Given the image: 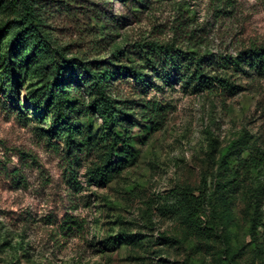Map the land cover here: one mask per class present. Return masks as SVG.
I'll use <instances>...</instances> for the list:
<instances>
[{
	"label": "rangeland",
	"instance_id": "obj_1",
	"mask_svg": "<svg viewBox=\"0 0 264 264\" xmlns=\"http://www.w3.org/2000/svg\"><path fill=\"white\" fill-rule=\"evenodd\" d=\"M43 5L46 33L70 58L143 63L138 47L153 41L205 56L206 73L216 75L221 58L264 46V0ZM19 15L14 0H0V29L12 26L0 34V264H264V77L228 73L234 93L196 92L175 70L172 85L153 74L146 92L130 79L115 83L113 93L135 114L137 157L99 185L86 175L97 150L71 157L62 139H49L51 72L26 52L13 67L21 110L5 90ZM154 105L162 107L158 127L146 118ZM92 126L101 133L100 122ZM243 144L241 157L225 159ZM250 157L261 166L247 175L242 161ZM233 177L231 190L218 189ZM186 191L206 193L207 217L197 225L181 203ZM68 220L82 228L65 232Z\"/></svg>",
	"mask_w": 264,
	"mask_h": 264
},
{
	"label": "trees",
	"instance_id": "obj_2",
	"mask_svg": "<svg viewBox=\"0 0 264 264\" xmlns=\"http://www.w3.org/2000/svg\"><path fill=\"white\" fill-rule=\"evenodd\" d=\"M20 8V15L14 24L15 36L6 54L8 62L4 72L7 85L5 90L19 110L17 79L14 78L13 67L17 59L27 52L28 62L41 63L42 68L51 72L52 81L47 86L49 106L54 109V120L47 134L49 139H62L68 154L99 153L98 161L88 167L86 175L90 182L106 185L116 180L137 157L133 137L135 114H130L127 101H122L113 93V86L121 80H132L136 87L146 92L152 85L153 74H158L165 86L173 83L171 70L178 72L182 83L196 92L219 91L234 93L239 90L230 72H244L249 76L264 77V46L252 45L236 53V56L224 57L218 61L220 73H206L205 66L209 59L195 52H183L174 45H160L148 42L138 47L143 63H121L113 59L106 64L96 60L70 58L63 48L54 47L52 39L43 26L44 0H14ZM11 25L0 29V34L9 32ZM147 68H154L153 73ZM162 69V71H160ZM155 70H157L155 73ZM211 75V76H210ZM36 110L42 101L36 104ZM146 117L151 124L159 126L162 107L153 106L147 109ZM145 118V119H146ZM153 119V120H152ZM92 122L99 123L101 133H95ZM157 131L158 129H154ZM241 145L237 151L229 150L225 159L241 157L246 148ZM239 152V153H238ZM247 175L261 166L250 157L242 161ZM238 181L236 177L219 185L218 189L231 190ZM205 188H207L205 186ZM181 203L188 206V222L199 224L206 216V193L195 195L191 191L181 194ZM205 224L211 223L205 220ZM259 224L254 225L257 232ZM64 231L74 233L82 228L81 223L68 220L64 223ZM255 238V233L252 234Z\"/></svg>",
	"mask_w": 264,
	"mask_h": 264
}]
</instances>
